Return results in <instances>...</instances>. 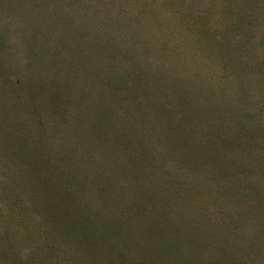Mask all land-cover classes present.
Returning <instances> with one entry per match:
<instances>
[{
    "label": "rangeland",
    "instance_id": "obj_1",
    "mask_svg": "<svg viewBox=\"0 0 264 264\" xmlns=\"http://www.w3.org/2000/svg\"><path fill=\"white\" fill-rule=\"evenodd\" d=\"M0 264H264V0H0Z\"/></svg>",
    "mask_w": 264,
    "mask_h": 264
},
{
    "label": "trees",
    "instance_id": "obj_2",
    "mask_svg": "<svg viewBox=\"0 0 264 264\" xmlns=\"http://www.w3.org/2000/svg\"><path fill=\"white\" fill-rule=\"evenodd\" d=\"M235 45H236V44H235ZM230 47H232V46H230ZM224 51H226V50H224ZM217 154H218V156L221 155L220 153H217Z\"/></svg>",
    "mask_w": 264,
    "mask_h": 264
}]
</instances>
